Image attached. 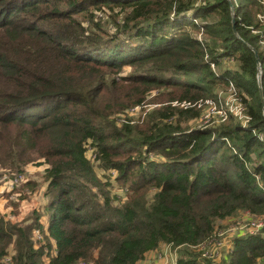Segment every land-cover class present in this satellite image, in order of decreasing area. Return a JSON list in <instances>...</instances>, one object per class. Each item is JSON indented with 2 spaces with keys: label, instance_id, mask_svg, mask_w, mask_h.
<instances>
[{
  "label": "trees",
  "instance_id": "obj_1",
  "mask_svg": "<svg viewBox=\"0 0 264 264\" xmlns=\"http://www.w3.org/2000/svg\"><path fill=\"white\" fill-rule=\"evenodd\" d=\"M261 18L264 0H0V179H21L14 207L45 184L42 211L0 215V264L162 246L174 264H264ZM240 213L260 227L220 258L195 250Z\"/></svg>",
  "mask_w": 264,
  "mask_h": 264
},
{
  "label": "rangeland",
  "instance_id": "obj_2",
  "mask_svg": "<svg viewBox=\"0 0 264 264\" xmlns=\"http://www.w3.org/2000/svg\"><path fill=\"white\" fill-rule=\"evenodd\" d=\"M96 19L101 20V23L105 22L104 24L106 26L110 25L107 17H97ZM196 38H199V36ZM157 94L158 91H152L150 99L155 97ZM223 97L226 104L229 106L234 105L232 107L234 110L238 104L232 93L228 92ZM205 104L208 106L206 105L203 119H208L209 117H222L224 112L221 109H217L215 105L211 104V102ZM154 106L155 105H152L150 107ZM149 109L150 108L148 106L134 108L131 110L130 115L137 118L140 112L145 113ZM42 168L43 167L41 166H30L28 171H30L33 176H36L40 174ZM4 178L6 177L4 176L3 179H0V215L3 216L5 220L11 222H22L23 220H26L31 213L34 212V210L37 212L42 211L40 209L45 204V198L43 196V188L45 187V184H42L40 188L36 190V192H34L27 200L22 201V203L14 207L12 203H17L16 198L18 196L13 194V190L20 185L19 182L21 179H17V182H13V179ZM33 180L37 182L42 181L39 177ZM253 223L255 224L259 222L255 219H251L243 213L238 214L226 222H217L216 233L212 239L196 247L195 250L200 253L202 252L203 254L207 253L211 257L220 258L228 252L231 241L236 235L255 232ZM176 259V250L162 246L156 252L149 255L141 264H174Z\"/></svg>",
  "mask_w": 264,
  "mask_h": 264
},
{
  "label": "built area",
  "instance_id": "obj_3",
  "mask_svg": "<svg viewBox=\"0 0 264 264\" xmlns=\"http://www.w3.org/2000/svg\"><path fill=\"white\" fill-rule=\"evenodd\" d=\"M13 182H17V179H14ZM254 227H255V230H257L259 227H260V223H253ZM203 256L207 257V258H211V256H209L207 253L204 254Z\"/></svg>",
  "mask_w": 264,
  "mask_h": 264
},
{
  "label": "crops",
  "instance_id": "obj_4",
  "mask_svg": "<svg viewBox=\"0 0 264 264\" xmlns=\"http://www.w3.org/2000/svg\"><path fill=\"white\" fill-rule=\"evenodd\" d=\"M165 247H167V246H165ZM151 254H153V252L150 253L149 255H151ZM149 255H148V256H149ZM148 256H147V257H148ZM147 257H146V258H147ZM146 258H145V259H146ZM145 259H144V260H145ZM144 260H143V261H144ZM143 261H141L139 264H141Z\"/></svg>",
  "mask_w": 264,
  "mask_h": 264
},
{
  "label": "water",
  "instance_id": "obj_5",
  "mask_svg": "<svg viewBox=\"0 0 264 264\" xmlns=\"http://www.w3.org/2000/svg\"><path fill=\"white\" fill-rule=\"evenodd\" d=\"M263 118H264V112H263Z\"/></svg>",
  "mask_w": 264,
  "mask_h": 264
}]
</instances>
